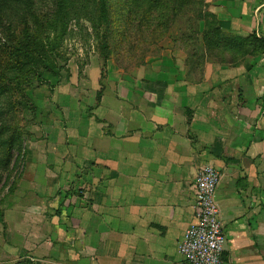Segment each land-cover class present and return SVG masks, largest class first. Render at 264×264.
I'll list each match as a JSON object with an SVG mask.
<instances>
[{"label": "crops", "instance_id": "crops-1", "mask_svg": "<svg viewBox=\"0 0 264 264\" xmlns=\"http://www.w3.org/2000/svg\"><path fill=\"white\" fill-rule=\"evenodd\" d=\"M210 10L223 33L264 39V0ZM242 46L222 63L113 80L96 110L70 115L37 182L49 197L33 207L32 253L45 264H184L195 179L212 165L222 264H264V52Z\"/></svg>", "mask_w": 264, "mask_h": 264}, {"label": "rangeland", "instance_id": "rangeland-1", "mask_svg": "<svg viewBox=\"0 0 264 264\" xmlns=\"http://www.w3.org/2000/svg\"><path fill=\"white\" fill-rule=\"evenodd\" d=\"M32 1L43 13L55 6V0ZM27 2L3 0L0 5L1 65L7 62L9 46L3 29L19 24L17 17ZM217 2L108 0L106 21L95 24L93 3L85 0L83 10L73 11L65 21L56 75L34 77L21 91L10 81H0V264L46 263L48 255L33 254L25 241L38 237L33 207L49 194L48 185L37 182L47 179L45 164L53 145L63 140L70 115L96 110L113 80H149L151 74L144 71L148 66L203 65L208 59L222 63L232 59L225 50L246 48L242 38L218 26L210 10ZM48 214L47 209L46 221Z\"/></svg>", "mask_w": 264, "mask_h": 264}, {"label": "trees", "instance_id": "trees-1", "mask_svg": "<svg viewBox=\"0 0 264 264\" xmlns=\"http://www.w3.org/2000/svg\"><path fill=\"white\" fill-rule=\"evenodd\" d=\"M2 1L0 0V5ZM88 1L93 3L95 10L93 13L95 21L92 20V23L106 21L109 13L108 0ZM32 2L28 0L23 6L24 9L17 17L18 25L13 26L9 23L3 29L9 46L7 52H4L7 58L6 64H0V81L1 83L10 81L13 83V89L17 88V91L23 89V84H29L32 78H40L45 72L56 75L57 56L60 40L65 32V21L73 11L83 10L82 4L84 5L85 0H55L54 9L44 13L31 6ZM42 13L43 15L40 16ZM51 32L53 35L50 34ZM243 44L253 48L255 52H264V39L255 35H251L248 41L243 40ZM6 72H12L15 75L13 79L9 78ZM3 88L4 86L1 88L2 91ZM10 147L11 143L8 144L7 150H10Z\"/></svg>", "mask_w": 264, "mask_h": 264}, {"label": "built area", "instance_id": "built-area-1", "mask_svg": "<svg viewBox=\"0 0 264 264\" xmlns=\"http://www.w3.org/2000/svg\"><path fill=\"white\" fill-rule=\"evenodd\" d=\"M220 172L206 165L195 179L194 223L184 232L179 252L184 264H222L226 234L215 192Z\"/></svg>", "mask_w": 264, "mask_h": 264}]
</instances>
